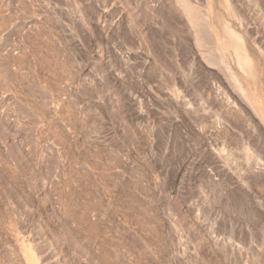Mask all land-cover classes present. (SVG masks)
Wrapping results in <instances>:
<instances>
[{"label":"rangeland","instance_id":"1","mask_svg":"<svg viewBox=\"0 0 264 264\" xmlns=\"http://www.w3.org/2000/svg\"><path fill=\"white\" fill-rule=\"evenodd\" d=\"M0 264H264V0H0Z\"/></svg>","mask_w":264,"mask_h":264},{"label":"bare ground","instance_id":"2","mask_svg":"<svg viewBox=\"0 0 264 264\" xmlns=\"http://www.w3.org/2000/svg\"><path fill=\"white\" fill-rule=\"evenodd\" d=\"M229 30H230V32L234 35V37H235V35H237V40H238V42H239V44L236 46L237 47V50L238 51H245V49L244 48H246V46L243 44V46H245V47H243L242 46V42H244V41H242L241 40V37L239 36V33L234 29V28H232V26L231 27H229ZM237 42V43H238ZM244 49V50H243ZM247 49V48H246ZM246 57L248 58V60H244L245 62H247V64H248V66L250 65V66H254L255 65V62H256V56H255V54L254 53H249L248 52V55L246 54ZM241 64V63H240ZM242 65V64H241ZM249 69H250V67H249ZM227 76V75H226ZM231 80V79H230ZM236 80V79H235ZM238 80V79H237ZM222 82V81H221ZM239 92V91H238ZM225 97V96H224ZM233 97V96H232ZM229 98H231V97H229ZM227 100V99H226ZM228 101H229V99H228ZM222 102V101H221ZM230 103V102H229ZM232 103H233V101H232ZM250 113V112H249ZM255 121V120H254ZM236 137V136H235ZM236 140H237V138H236ZM233 141V140H232ZM238 142V141H237ZM256 150V149H255ZM258 154H256V156H257ZM259 160V159H258Z\"/></svg>","mask_w":264,"mask_h":264}]
</instances>
